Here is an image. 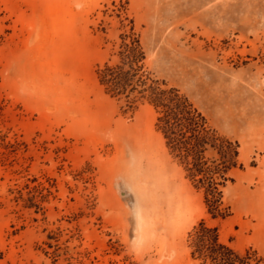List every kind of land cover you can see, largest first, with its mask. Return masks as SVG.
<instances>
[{
    "label": "rangeland",
    "instance_id": "1",
    "mask_svg": "<svg viewBox=\"0 0 264 264\" xmlns=\"http://www.w3.org/2000/svg\"><path fill=\"white\" fill-rule=\"evenodd\" d=\"M132 33L144 70L239 143L229 217L207 213L139 94L99 84ZM202 220L264 264V0H0V264H200Z\"/></svg>",
    "mask_w": 264,
    "mask_h": 264
},
{
    "label": "trees",
    "instance_id": "2",
    "mask_svg": "<svg viewBox=\"0 0 264 264\" xmlns=\"http://www.w3.org/2000/svg\"><path fill=\"white\" fill-rule=\"evenodd\" d=\"M118 62L104 63L97 70L99 84L112 98L127 99L137 92L139 100L155 114V129L164 140L172 160L184 177L202 192L212 219L231 215L224 203L223 189L234 183L231 173L243 169L239 143L222 135L206 116L178 88L152 78L145 68L146 53L134 33L122 35ZM135 102V100L133 101ZM190 254L200 264H251L258 262L255 251L242 255L220 240L218 228L200 221L189 233Z\"/></svg>",
    "mask_w": 264,
    "mask_h": 264
},
{
    "label": "bare ground",
    "instance_id": "3",
    "mask_svg": "<svg viewBox=\"0 0 264 264\" xmlns=\"http://www.w3.org/2000/svg\"><path fill=\"white\" fill-rule=\"evenodd\" d=\"M78 6L79 5L77 4V7ZM122 186L126 187V191H125L124 195H127V196L130 195V190H128L129 189L128 185L126 184V181L123 180V179H121L119 182H117V189L119 191V194H121L120 192H121V187ZM132 190H133V192L135 194V198L132 201V206L135 208L137 225L140 227L145 222V217H144V214L142 213V208L144 207V205H146V202H145L146 199L144 197L145 190L143 192H141L140 187H138L137 183H135V182H134V185L132 187Z\"/></svg>",
    "mask_w": 264,
    "mask_h": 264
}]
</instances>
